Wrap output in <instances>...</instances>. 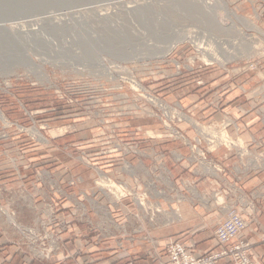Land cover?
<instances>
[{"label": "rangeland", "instance_id": "rangeland-1", "mask_svg": "<svg viewBox=\"0 0 264 264\" xmlns=\"http://www.w3.org/2000/svg\"><path fill=\"white\" fill-rule=\"evenodd\" d=\"M231 11L252 19L264 32V0H0V172L20 171L25 161H46L53 153L87 166L85 140L71 138L90 130L103 129L101 137L108 134L112 142L107 149L115 142L128 149L135 143L142 146L146 137L151 140L147 131L154 132L153 140L169 139L162 135L164 122L144 111L162 115L147 102V93L182 102L187 111L196 95L212 93L207 84L221 71L239 73L250 70L252 63L264 64V35L237 22ZM175 36L180 39L170 49ZM229 49L234 56L225 62L202 59L226 55ZM192 114L187 121L209 133L212 122ZM187 121L177 125H190ZM113 154H120L119 159L138 155L125 150L107 155ZM103 177L98 174L94 186L109 200L151 207L149 198L180 196L163 169L144 176L141 192L135 191V180L131 184ZM81 182L74 175L65 185ZM139 193L149 197L143 201ZM9 216L19 224L15 214ZM73 218L91 221L82 212ZM26 232L29 252L43 256L46 249V254L41 235L46 241L51 232L30 226Z\"/></svg>", "mask_w": 264, "mask_h": 264}, {"label": "crops", "instance_id": "crops-1", "mask_svg": "<svg viewBox=\"0 0 264 264\" xmlns=\"http://www.w3.org/2000/svg\"><path fill=\"white\" fill-rule=\"evenodd\" d=\"M212 79L207 84L212 93L196 95L191 111L204 122L228 123L234 146L202 145L205 162L193 158L183 140L156 141L152 131L145 133L151 140L146 137L142 146L135 143L142 149L138 155L119 159L120 154L103 152L112 141H107V133L101 137L102 129L71 138L85 140L87 166L53 153L46 161H25L20 171L0 172V264H152L166 260V246L176 241L200 256L218 246L216 227L232 206L248 222L244 235L252 257L264 261V64L239 73L221 71ZM189 126L178 128L190 139L195 132ZM161 169L175 180L178 199L165 193L163 200L149 198L153 206L142 207L109 200L94 186L100 174L116 181L135 180V191L141 192L144 176ZM74 175L82 182L65 185ZM77 212L91 221H74ZM28 226L51 232L46 241L41 235L47 248L46 254L42 248L43 256L29 252Z\"/></svg>", "mask_w": 264, "mask_h": 264}, {"label": "built area", "instance_id": "built-area-1", "mask_svg": "<svg viewBox=\"0 0 264 264\" xmlns=\"http://www.w3.org/2000/svg\"><path fill=\"white\" fill-rule=\"evenodd\" d=\"M173 63L177 69L182 68V62L174 60ZM259 63L251 64L250 69H256ZM146 100L149 104L161 109L162 115L152 109H146L147 115L161 119L164 122L163 136L171 139H181L189 147L193 158L199 162L207 161V150L202 145L209 146L228 145L234 146V141L229 137L227 131L228 123L209 124V133L204 134V129L195 126L187 121L186 116L190 114L194 116L191 110L185 111V107L180 103H171L160 100L151 94L147 93ZM189 122L195 129V136L192 139H187L185 132L178 128V123ZM113 148V149H112ZM140 148L135 144L129 149L121 142H115L113 146L106 149L104 153L130 151L135 154L140 153ZM103 177V175H101ZM104 178V177H103ZM110 180L109 178H107ZM147 194L141 193L140 197L143 201L146 200ZM141 206H144L142 203ZM248 227L247 220L242 216L241 210L238 207H230L227 217L220 222L215 230V236L218 241V246L210 252L196 256L190 248L180 242H172L166 246V260H159L152 264H220L222 261L225 264H264V261L252 257V245L245 238V231Z\"/></svg>", "mask_w": 264, "mask_h": 264}, {"label": "bare ground", "instance_id": "bare-ground-1", "mask_svg": "<svg viewBox=\"0 0 264 264\" xmlns=\"http://www.w3.org/2000/svg\"><path fill=\"white\" fill-rule=\"evenodd\" d=\"M189 6V5H188ZM191 9V8H190ZM232 15H233V17H234V19L235 20H237V22L239 21V22H243L246 26H249L250 28H253L254 30H256L260 35H264V32L259 28V26H257L253 21H252V19H249V18H245V17H242V16H240V15H237L236 14V12H234V11H231L230 12ZM233 22H234V20H233ZM242 23V24H243ZM179 36V35H178ZM176 37L175 36V40H174V42H172L173 40H171V44H170V46H169V48L171 49L173 46H175V44H177V42L179 41V37ZM264 37V36H263ZM259 39V38H258ZM195 41V40H194ZM197 41V40H196ZM262 41H264V40H262ZM197 43V42H196ZM152 44V43H151ZM199 45H201V43L199 44ZM207 45V44H206ZM198 47H200V46H198ZM200 48H203V46H201ZM230 50V49H229ZM232 53V56L231 55H229V53ZM203 53H205V52H202V55H203ZM207 53H209V52H207ZM206 54V53H205ZM201 56V55H200ZM233 57L234 55H233V50H230L226 55H223V54H213V56H204V58H202L203 60H206L205 62L207 63V61L208 62H210L211 60H212V62L213 61H223V62H225V61H227V57ZM193 60V59H192ZM33 65V64H32ZM36 72V71H35ZM0 115L1 116H3V114H1L0 113ZM187 119L188 120H190V118L189 117H187ZM35 133L37 134L36 136H40L41 138H42V135L41 134H39V132L38 131H36L35 130ZM209 169V168H208ZM105 183V182H104ZM107 185V184H106Z\"/></svg>", "mask_w": 264, "mask_h": 264}, {"label": "water", "instance_id": "water-1", "mask_svg": "<svg viewBox=\"0 0 264 264\" xmlns=\"http://www.w3.org/2000/svg\"><path fill=\"white\" fill-rule=\"evenodd\" d=\"M0 113H1V111H0Z\"/></svg>", "mask_w": 264, "mask_h": 264}]
</instances>
